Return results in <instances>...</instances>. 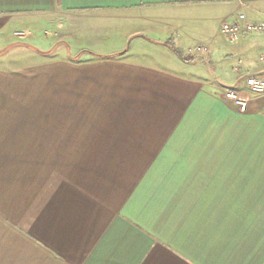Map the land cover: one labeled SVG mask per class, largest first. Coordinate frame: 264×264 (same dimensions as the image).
Returning a JSON list of instances; mask_svg holds the SVG:
<instances>
[{"label": "crops", "instance_id": "obj_1", "mask_svg": "<svg viewBox=\"0 0 264 264\" xmlns=\"http://www.w3.org/2000/svg\"><path fill=\"white\" fill-rule=\"evenodd\" d=\"M240 13L264 0H0V264H264V96L223 99L264 76L263 35L220 34Z\"/></svg>", "mask_w": 264, "mask_h": 264}, {"label": "built area", "instance_id": "obj_2", "mask_svg": "<svg viewBox=\"0 0 264 264\" xmlns=\"http://www.w3.org/2000/svg\"><path fill=\"white\" fill-rule=\"evenodd\" d=\"M220 34L229 43L235 44L250 34L264 36V18L260 21L250 19L246 13H240L233 19L222 23ZM196 52H205V49H194ZM260 63L264 65V52L260 55ZM247 92L234 89H224L223 99L225 103L236 109L239 113L248 112L252 97L264 96V76L249 78L246 82Z\"/></svg>", "mask_w": 264, "mask_h": 264}, {"label": "trees", "instance_id": "obj_3", "mask_svg": "<svg viewBox=\"0 0 264 264\" xmlns=\"http://www.w3.org/2000/svg\"><path fill=\"white\" fill-rule=\"evenodd\" d=\"M164 45L166 47H169L179 58L183 59L182 52L179 49H177L172 43L168 42ZM52 53H53V51L42 53V54L51 55Z\"/></svg>", "mask_w": 264, "mask_h": 264}, {"label": "rangeland", "instance_id": "obj_4", "mask_svg": "<svg viewBox=\"0 0 264 264\" xmlns=\"http://www.w3.org/2000/svg\"><path fill=\"white\" fill-rule=\"evenodd\" d=\"M27 35H29V33H27ZM41 65H43V64H42V63H41V64L39 63V66H41ZM41 67H42V66H41ZM39 70H40V69H39ZM41 70H43V69H41Z\"/></svg>", "mask_w": 264, "mask_h": 264}]
</instances>
